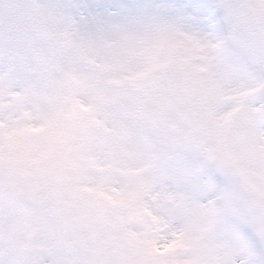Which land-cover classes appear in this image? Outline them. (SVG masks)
<instances>
[{"label":"clouds","instance_id":"1","mask_svg":"<svg viewBox=\"0 0 264 264\" xmlns=\"http://www.w3.org/2000/svg\"><path fill=\"white\" fill-rule=\"evenodd\" d=\"M0 264H264V0H0Z\"/></svg>","mask_w":264,"mask_h":264}]
</instances>
